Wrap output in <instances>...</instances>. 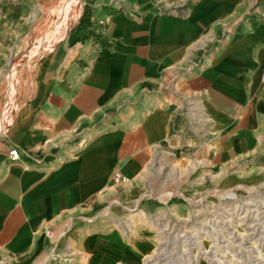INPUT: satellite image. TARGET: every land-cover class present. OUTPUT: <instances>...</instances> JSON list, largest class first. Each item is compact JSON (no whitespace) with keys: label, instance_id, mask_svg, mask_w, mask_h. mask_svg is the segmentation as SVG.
<instances>
[{"label":"crops","instance_id":"0c3cea01","mask_svg":"<svg viewBox=\"0 0 264 264\" xmlns=\"http://www.w3.org/2000/svg\"><path fill=\"white\" fill-rule=\"evenodd\" d=\"M246 1L75 0L0 129V264H50L43 228L67 223V264H135L139 231L109 225L160 210L179 161L192 189L264 176V0L258 20Z\"/></svg>","mask_w":264,"mask_h":264},{"label":"rangeland","instance_id":"374dc122","mask_svg":"<svg viewBox=\"0 0 264 264\" xmlns=\"http://www.w3.org/2000/svg\"><path fill=\"white\" fill-rule=\"evenodd\" d=\"M262 6L248 0L241 16L258 20ZM76 14L75 0H0V109L14 102L35 58L74 27ZM183 162L160 210L109 225L139 231L145 247L135 264H264V176L192 189L202 177L187 176Z\"/></svg>","mask_w":264,"mask_h":264},{"label":"built area","instance_id":"2783aa9c","mask_svg":"<svg viewBox=\"0 0 264 264\" xmlns=\"http://www.w3.org/2000/svg\"><path fill=\"white\" fill-rule=\"evenodd\" d=\"M105 27H103V22L100 19H97L95 22V27H93V36H95L99 41L105 40ZM15 105V102H11L9 105L5 104L4 107L0 109V129L3 124H6V122L10 118V113ZM10 110V111H9ZM7 155L10 160H16L19 157L18 149L15 146H10L7 149ZM122 177L119 173H114L113 180H119L122 179ZM67 225L64 227V229H61L60 231L53 232L51 229V225H47L43 228V235L47 239L48 246L47 251L44 256V260L48 261L50 264H67L70 262V256L69 255H61L57 249L58 245V239L66 232Z\"/></svg>","mask_w":264,"mask_h":264}]
</instances>
